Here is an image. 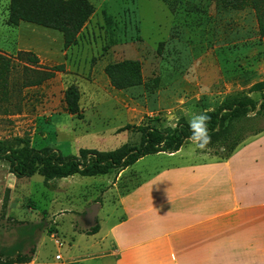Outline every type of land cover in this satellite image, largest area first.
<instances>
[{
  "label": "rangeland",
  "instance_id": "rangeland-1",
  "mask_svg": "<svg viewBox=\"0 0 264 264\" xmlns=\"http://www.w3.org/2000/svg\"><path fill=\"white\" fill-rule=\"evenodd\" d=\"M88 1L93 13L75 44L64 49L57 31L29 23L8 26L9 0H0V55L14 65L7 100L0 93V139L28 135L31 147H50L64 156L80 149L110 151L124 143L138 146L137 132L118 133L126 125L174 128L181 118L187 123L193 114L215 109L226 96L247 95L258 104L264 97L249 91L264 81V39L257 35L252 10L223 8L215 0ZM24 52L38 58L40 70L63 66V71L40 86L25 87L26 77L33 75L23 69L18 54ZM126 59L141 63L143 83L117 91L103 68ZM69 85L80 93L81 119L65 112ZM257 126L264 127V117H258ZM194 149L188 140L181 154ZM182 161L149 155L129 173L142 179ZM118 176H73L45 184L38 174L15 178L8 162L0 160V251L15 255L36 249V262L46 264L55 263V254L67 262L71 251L82 253L97 239L72 237L71 227L92 226L87 212ZM51 235L62 241L60 249Z\"/></svg>",
  "mask_w": 264,
  "mask_h": 264
},
{
  "label": "crops",
  "instance_id": "crops-1",
  "mask_svg": "<svg viewBox=\"0 0 264 264\" xmlns=\"http://www.w3.org/2000/svg\"><path fill=\"white\" fill-rule=\"evenodd\" d=\"M183 147L156 154L182 162L142 179L131 166L119 172L95 217L86 214L92 226L71 227L72 237L97 241L67 262L55 254L54 264H264V132L226 159L196 149L182 156ZM94 226L95 234L85 233ZM27 264L46 263L36 262L35 249Z\"/></svg>",
  "mask_w": 264,
  "mask_h": 264
},
{
  "label": "trees",
  "instance_id": "trees-1",
  "mask_svg": "<svg viewBox=\"0 0 264 264\" xmlns=\"http://www.w3.org/2000/svg\"><path fill=\"white\" fill-rule=\"evenodd\" d=\"M215 1L223 8L252 10L257 35L264 39V0ZM93 10L88 0H9L7 25L17 27L21 23H29L57 31L62 35L63 48L68 49L75 44ZM18 56L24 63V71L33 75L32 78L26 77L23 84L25 87L40 86L53 78L55 72L63 71V66L40 70L38 58L30 52L19 53ZM13 68L10 58L0 55V93L4 100H7L9 76ZM103 72L110 86L117 91L138 87L143 83L142 65L138 60L107 63ZM249 91L264 93V81L256 82ZM79 99L78 88L69 85L64 92L65 112L81 119ZM209 115L211 120L208 127L212 142L207 149L218 158L226 159L245 139L264 132V127L257 126L258 117H264V97L258 104L247 95H229L219 106L210 110ZM127 130L140 135L138 146L124 143L110 151L80 149L77 155L67 156L50 147H31L28 135L0 139V160L8 162L9 173L15 178H28L38 174L47 184L51 180L73 176L100 177L117 174L146 156L179 151L190 136L188 123L183 118L178 120L174 128L161 130L152 124L126 125L118 133ZM97 231L98 226H94L85 233L93 235ZM33 254L34 249L29 254L17 252L15 255L0 251V264H27L31 262Z\"/></svg>",
  "mask_w": 264,
  "mask_h": 264
},
{
  "label": "clouds",
  "instance_id": "clouds-1",
  "mask_svg": "<svg viewBox=\"0 0 264 264\" xmlns=\"http://www.w3.org/2000/svg\"><path fill=\"white\" fill-rule=\"evenodd\" d=\"M209 111L210 109H205L193 114L187 121L190 132V136L187 139L197 150H206L212 142V136L208 127L211 120Z\"/></svg>",
  "mask_w": 264,
  "mask_h": 264
},
{
  "label": "water",
  "instance_id": "water-1",
  "mask_svg": "<svg viewBox=\"0 0 264 264\" xmlns=\"http://www.w3.org/2000/svg\"><path fill=\"white\" fill-rule=\"evenodd\" d=\"M99 204L95 203L93 204L89 211L87 212V216L92 220L95 217V214L97 212V208H98Z\"/></svg>",
  "mask_w": 264,
  "mask_h": 264
},
{
  "label": "built area",
  "instance_id": "built-area-1",
  "mask_svg": "<svg viewBox=\"0 0 264 264\" xmlns=\"http://www.w3.org/2000/svg\"><path fill=\"white\" fill-rule=\"evenodd\" d=\"M54 239V243H55V245H57L58 247H61L62 246V244H61V242H59L58 240H56L55 238H53ZM55 260L56 261H60L61 260V256L58 254V255H56L55 256Z\"/></svg>",
  "mask_w": 264,
  "mask_h": 264
}]
</instances>
